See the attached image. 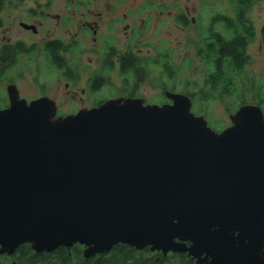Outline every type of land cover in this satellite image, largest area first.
Instances as JSON below:
<instances>
[{
  "label": "water",
  "instance_id": "water-1",
  "mask_svg": "<svg viewBox=\"0 0 264 264\" xmlns=\"http://www.w3.org/2000/svg\"><path fill=\"white\" fill-rule=\"evenodd\" d=\"M112 99L58 116L7 87L0 109V254L120 245L196 264H264V113L214 131L190 96Z\"/></svg>",
  "mask_w": 264,
  "mask_h": 264
},
{
  "label": "rangeland",
  "instance_id": "rangeland-1",
  "mask_svg": "<svg viewBox=\"0 0 264 264\" xmlns=\"http://www.w3.org/2000/svg\"><path fill=\"white\" fill-rule=\"evenodd\" d=\"M132 7L133 15L131 16L129 12L132 11ZM237 11L236 5L231 0H133V3L122 5L119 10L120 19L110 20L111 15H107L102 20L97 37L115 38L119 41L118 47L124 49L131 42L128 36L133 34L134 44L141 49L138 53L142 55H153L154 50L168 51L173 59L172 64L181 68V71L167 82L169 87L167 92L188 95L185 90L189 89V93H198L197 86L194 85L198 84L200 88L212 71V66L200 55L199 50L208 40L209 27L214 17L222 15L234 19ZM180 13L189 19L186 26L177 22V16ZM3 16L7 24L5 28L0 29V46L8 40L12 43L20 39L41 41L66 38L69 40L70 36L77 31L76 26L72 28L65 24L59 26L57 21H51L43 25L39 35L32 36L18 26L20 22L18 12ZM247 16L255 29V37L247 48L248 64L240 76H234V95L229 99L226 97L222 101L215 99L204 102L205 104L193 102L192 111L198 115L201 109L202 114L198 116L205 117L209 126L218 133L231 126L230 117L237 112L242 102L257 105L264 113V40L262 37L264 0H255L248 9ZM112 21L115 22L113 25ZM214 25V30L219 34L231 36L224 24ZM71 31L73 32L70 33ZM94 38L96 37L88 36L86 46L90 50L94 48L102 50L101 44L95 46ZM80 58L81 80L70 84L69 89L65 88L66 82L60 79L54 69L48 65L44 55L37 54L31 58L20 59L17 66L0 83V107H5L8 103L7 101L2 103V100L8 99L6 88L10 81L17 86L20 97L28 102L44 96L54 100L57 103L58 116L72 115L80 109H91L96 106V103L102 104L118 97L120 82L116 74L113 75L115 81L111 86L96 93L90 92L89 89V92L82 93L88 88L87 79L96 68L98 55L90 52ZM155 71L153 77L141 85L138 93L146 104L163 105L168 100L165 98V92L158 88L162 80L158 78V70Z\"/></svg>",
  "mask_w": 264,
  "mask_h": 264
},
{
  "label": "flooded vegetation",
  "instance_id": "flooded-vegetation-1",
  "mask_svg": "<svg viewBox=\"0 0 264 264\" xmlns=\"http://www.w3.org/2000/svg\"><path fill=\"white\" fill-rule=\"evenodd\" d=\"M126 1L127 2L124 0H0V29L5 28L7 24L6 18L3 15L7 14L9 16L10 13L14 14V12L20 14L18 26L24 32L30 33V35L32 34V36L39 35V31L42 29L43 25L51 21H57L59 26L65 24V26H71L70 28L74 26L77 28L76 33L71 35L69 40H66V38L43 39L41 41L20 39L13 43L8 40V42L0 46V49L7 52V57H5L7 62L10 59L11 52L20 48L29 53L20 54L15 61H19L24 57L31 58L37 54L38 56L44 55V59L47 61L48 65L54 69L60 79L66 82V89H69L70 84H75L81 80L82 67L79 61L81 59L80 57L90 52L96 53L98 55V63L87 79L88 88L83 90L82 93L84 94L88 89L90 92L96 93L109 85L111 86L115 81L113 75L116 74L120 82V87L118 89L119 96L115 99L140 98V96L133 97V59L157 58L159 50H154L153 55H142L138 53L141 49L137 44H134L135 37L133 34L128 36V40L132 42L133 39V43L129 42L124 49L118 47L119 41L115 38L110 39L108 36L97 37V33L100 30L99 25L107 15H111L110 20L120 19L119 10L122 5L133 3V0ZM131 9L132 11L129 13L132 16L133 7ZM227 19L231 18L227 17ZM188 20V17L182 13L177 16V22L183 26L187 25ZM114 23V21L111 22L112 25ZM72 32L73 31L70 33ZM90 35L96 37L93 39V42L95 46L101 44L102 50L96 48L90 50L86 46L87 37ZM135 49L138 50L135 51ZM199 53L201 55L200 50ZM129 61H131V63ZM150 77H153V72L142 82L146 83ZM8 84L14 85L11 81ZM3 100L8 102V99ZM166 103L169 102L167 101ZM8 105L9 103H7L5 107H0V109H5ZM95 105L96 106L93 108L100 106L101 103H96ZM81 110L89 109H80L74 114H77ZM16 255L17 252L13 256L0 254V257L6 259L4 264H16L15 261H12Z\"/></svg>",
  "mask_w": 264,
  "mask_h": 264
},
{
  "label": "trees",
  "instance_id": "trees-1",
  "mask_svg": "<svg viewBox=\"0 0 264 264\" xmlns=\"http://www.w3.org/2000/svg\"><path fill=\"white\" fill-rule=\"evenodd\" d=\"M237 7V15L234 19H227L222 15L214 17L209 27L208 40L201 47V55L205 61L212 66V71L207 75L205 82L199 88L198 93H189L195 103L210 102L215 99L224 100L231 98L235 93L234 78L243 73L245 66L249 62L247 48L255 37V29L247 16L248 9L254 4L255 0H231ZM224 24L231 36L226 37L216 33L214 24ZM264 40V29L262 30ZM20 48V47H19ZM29 52L16 49L11 52L9 61L5 60L7 52L0 49V83L3 82L8 73L14 69L18 61H15L20 54ZM157 58L133 59V97L140 96L138 91L142 81L151 75V72H158V78L162 81L158 88L162 91H169L167 82L175 78L181 68L172 64L169 52L159 51ZM131 63V61H129ZM155 69V70H154ZM235 76V77H234ZM167 80V81H164ZM171 90H174L171 88ZM171 92V91H170ZM173 93V91H172ZM6 100H2L5 103ZM242 102L240 106L245 105ZM258 105H260L258 103ZM198 115L202 114L199 109ZM84 247L76 245L71 250L60 248L53 253H35L30 246H22L12 261L16 264H196L187 254H169L164 256L162 253H152L149 248L138 251L129 246L120 245L115 247L110 253L98 255L90 259L84 257ZM6 259L0 257V264H4Z\"/></svg>",
  "mask_w": 264,
  "mask_h": 264
}]
</instances>
